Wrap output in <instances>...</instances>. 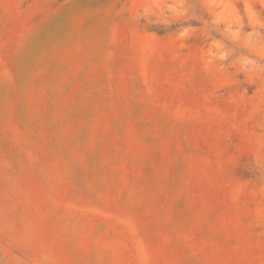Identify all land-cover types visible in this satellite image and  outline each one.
<instances>
[{"label": "rangeland", "instance_id": "obj_1", "mask_svg": "<svg viewBox=\"0 0 264 264\" xmlns=\"http://www.w3.org/2000/svg\"><path fill=\"white\" fill-rule=\"evenodd\" d=\"M0 264H264V0H0Z\"/></svg>", "mask_w": 264, "mask_h": 264}]
</instances>
